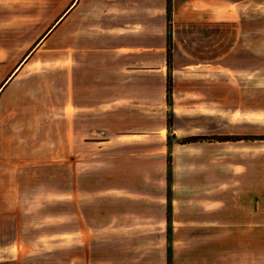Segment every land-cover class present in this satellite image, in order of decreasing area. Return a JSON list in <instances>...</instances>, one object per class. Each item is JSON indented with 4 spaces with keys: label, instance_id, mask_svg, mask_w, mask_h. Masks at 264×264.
Here are the masks:
<instances>
[{
    "label": "crops",
    "instance_id": "crops-1",
    "mask_svg": "<svg viewBox=\"0 0 264 264\" xmlns=\"http://www.w3.org/2000/svg\"><path fill=\"white\" fill-rule=\"evenodd\" d=\"M59 2L61 16L37 46L48 41L50 34L62 31L64 65L71 63L72 56L78 58L79 76L75 71L68 79V108L87 113L78 118L67 119L64 116L63 166L72 159V144L78 142L81 145L88 134L106 133L113 144L120 140L127 144L138 137L162 140L158 134L167 130L169 99L171 136L176 140L188 139L170 148L172 176L208 175L210 171L214 174L215 170L222 171L216 174L225 175L230 174L231 169H240V172L248 174L252 165L254 170H261L260 174L264 172V139L254 138L250 134L238 135L239 138L234 140L225 138L230 137L231 128L232 68L229 59L235 44L232 45L230 36L225 38L220 34L225 31L231 34L230 23L220 22L222 19L216 17L230 10L229 0ZM6 6L7 0H0V47L7 26ZM168 31L174 47L169 60ZM4 62L5 56H0V101L11 91L10 85L23 64L7 76L6 69L1 66ZM83 62L86 65L85 79L81 70ZM136 111L142 114L139 115L141 117L136 118ZM4 113L6 111L0 105V264H28L55 248L56 244L46 231L56 221L48 215L38 218L39 212L49 205V201L47 196L40 203L37 182L32 189L31 186L24 187L29 182L33 183V178L40 172L37 165L38 135L33 140L32 131L29 132L27 128L23 131L22 128L26 126L22 120H18L17 115L6 118ZM87 127L88 130L85 129ZM129 148L125 146L124 149ZM160 154L162 159L163 154ZM232 160L238 163L232 165ZM249 161L254 163L250 164ZM225 167L227 171H224ZM67 169L70 176L71 169ZM67 169L64 167V171ZM149 190L158 192L157 196L154 195V201L158 200L157 206L161 208L166 187L160 184L144 185L139 191L144 193L143 198L148 195L150 200ZM196 190L186 185L171 186L170 191L176 196L173 206L178 212L187 206H201L206 215L173 213L169 219L158 216L150 221L143 220L158 223L160 239L168 227L174 237L184 234L193 238L206 236L202 240L204 243L197 245L201 247L199 254L191 251L189 255L186 247L180 246L183 242L174 241L171 264H262V249L238 245L232 248L230 245L232 239H262L263 201L255 200L253 204L256 207L254 209L253 205L250 214L226 216L218 214L226 209V205H220L210 197L205 203L197 201V198H191L189 204L182 200V195H193ZM111 191L132 196L135 190L118 186ZM90 194L93 192L83 189L80 184H74L73 190L70 183L63 187L62 233L58 237H61L64 264H86V258L99 246L97 240H101L102 226H96L98 219L88 214L82 199L83 195ZM122 198L131 204L133 202ZM119 199V195L115 197V200ZM131 220L129 214L117 215L112 218L111 226L124 225L126 228L133 222ZM113 235L112 238L115 237ZM126 236L130 234L126 233ZM220 240L230 243L223 242L221 249H215V245H220ZM46 245L50 248L47 249ZM162 252L166 254L165 247ZM181 255L182 258L189 256V261L179 263Z\"/></svg>",
    "mask_w": 264,
    "mask_h": 264
},
{
    "label": "rangeland",
    "instance_id": "rangeland-1",
    "mask_svg": "<svg viewBox=\"0 0 264 264\" xmlns=\"http://www.w3.org/2000/svg\"><path fill=\"white\" fill-rule=\"evenodd\" d=\"M229 5L228 12L216 17L222 19L220 22L230 23L231 34L226 31L220 34L225 38L230 36L232 45L235 44L229 59L232 68L231 128L230 137L225 138L234 140L239 138L238 135L250 134L254 138L264 139V0H229ZM60 7L59 0H7V26L0 47V56H5L6 59L1 66L6 69L7 76L23 62L18 76L10 85L11 91L0 101V105L6 111V118L17 115L18 120H22L26 126L22 128L23 131L27 128L29 132L32 131L33 140L36 135L39 138L37 165L40 172L33 178V183L29 182L24 187L31 186L32 189L37 182L40 203L47 196L49 201V205L39 212L38 218L48 215L56 221L54 225L48 226L46 231L51 235V241L56 244L55 248L28 264H64L61 237L58 236L62 233L63 187L69 183L72 190L74 184H80L83 189L93 192L83 195L82 199L88 208V214L93 219H98L99 224L96 226L101 225L103 229L101 240H97L99 246L86 258V264H171V246H174V241L183 242L180 246L186 247L189 255L193 251L199 254L201 247L197 245L204 243L202 240L206 236L193 238L184 234L174 237L168 227L166 237L164 238L163 233L160 239L158 223L147 222L158 216L169 219L173 213L187 216L207 214L201 206H187L178 212L173 206L176 196L170 191L171 186L186 185L197 189L193 195L181 196L186 204L193 198L205 203L210 197L216 203L226 205V209L218 213L220 215L250 214L255 200H262L264 205V172L260 174L261 170H254L253 165L248 174L240 172V169H231V173L225 175L216 174L222 171L215 170L214 174L210 171L208 175L184 178L170 174V148L188 139L176 140L171 136L173 129L169 99L166 112L167 130L158 134L162 140L138 137L127 144H123L121 140L113 144L106 133L88 134L81 145L78 142L72 144V159L70 162L66 161V166H63L64 116L67 119L78 118L79 115L84 116L87 113L68 108V79L78 71V58L72 56L71 63L64 65L62 31L50 34L48 41L37 46L61 16ZM169 18L168 16V24ZM166 42L169 60L170 51L174 48L169 31ZM33 49L35 50L30 55ZM27 56L28 59L24 61ZM82 65V77L85 79V62ZM76 76H79V71ZM169 79L168 77V85ZM83 81L85 83V80ZM139 115L142 114L136 111V118L141 117ZM85 129L88 130V127ZM71 130L73 132L74 128ZM105 141L108 143H104ZM125 146L130 148L126 150ZM160 153L163 154L162 159L159 157ZM237 163V160H232V165ZM64 167H70V176L68 169L64 171ZM224 171H227L226 167ZM153 184H160L167 189L161 208L157 206L158 200L154 201V195H158L157 191L149 190L150 200L148 195L143 198L144 193L139 191L144 185ZM118 186L134 189V195L125 196L123 193L111 191ZM118 195L120 199L115 200ZM121 197L133 201L132 204L121 200ZM255 207L256 205L254 209ZM124 214H129L133 222L126 228L124 225L112 227V218ZM146 219L147 221L143 222ZM126 233L130 236L127 237ZM220 241V245H215V249H221L223 242L230 243ZM237 245L262 249L264 264V229L262 239H232L230 246L233 248ZM46 247L50 248L48 245ZM163 247L166 248L165 255L162 252ZM188 258L189 256L182 258L181 255L178 262H188Z\"/></svg>",
    "mask_w": 264,
    "mask_h": 264
},
{
    "label": "trees",
    "instance_id": "trees-1",
    "mask_svg": "<svg viewBox=\"0 0 264 264\" xmlns=\"http://www.w3.org/2000/svg\"><path fill=\"white\" fill-rule=\"evenodd\" d=\"M169 92H170V88H169V85L167 86V94L169 95Z\"/></svg>",
    "mask_w": 264,
    "mask_h": 264
}]
</instances>
